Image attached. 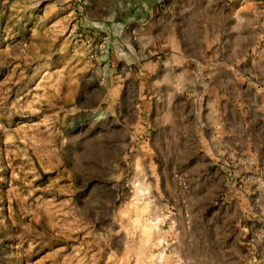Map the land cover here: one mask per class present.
<instances>
[{"label":"rangeland","instance_id":"1","mask_svg":"<svg viewBox=\"0 0 264 264\" xmlns=\"http://www.w3.org/2000/svg\"><path fill=\"white\" fill-rule=\"evenodd\" d=\"M156 9L0 0V264H264V0Z\"/></svg>","mask_w":264,"mask_h":264},{"label":"crops","instance_id":"2","mask_svg":"<svg viewBox=\"0 0 264 264\" xmlns=\"http://www.w3.org/2000/svg\"><path fill=\"white\" fill-rule=\"evenodd\" d=\"M117 1V0H116ZM132 1V0H128ZM137 2V5L140 7L144 18L135 17L132 19L131 22L127 23L122 21L124 26H129L133 24H137L140 28V34L144 36L145 31H148V36L152 38V40H162V38L166 39V32H167V10H164L162 13L157 12V6L162 1L165 0H133ZM164 6V5H163ZM162 15V17H161ZM120 21V19L118 20ZM165 46V43L163 44Z\"/></svg>","mask_w":264,"mask_h":264}]
</instances>
